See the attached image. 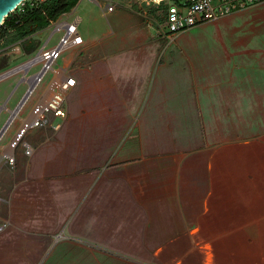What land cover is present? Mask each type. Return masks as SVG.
I'll return each mask as SVG.
<instances>
[{"label":"rangeland","instance_id":"rangeland-1","mask_svg":"<svg viewBox=\"0 0 264 264\" xmlns=\"http://www.w3.org/2000/svg\"><path fill=\"white\" fill-rule=\"evenodd\" d=\"M69 12L84 42L20 111L71 57L66 116L0 160V264H264V1L177 33L147 0ZM59 36L51 24L33 53L0 52V70Z\"/></svg>","mask_w":264,"mask_h":264},{"label":"built area","instance_id":"built-area-1","mask_svg":"<svg viewBox=\"0 0 264 264\" xmlns=\"http://www.w3.org/2000/svg\"><path fill=\"white\" fill-rule=\"evenodd\" d=\"M24 1H22L17 7H21ZM29 1L30 4H37L46 0ZM140 1L142 3L146 0ZM147 1L154 4H163L162 8L164 14L161 28L167 33H177L229 15L243 8L263 2L264 0ZM107 9L112 10L113 6H108ZM78 24L79 22L75 18L68 20L67 18L59 17L52 23L54 27H58L60 30L58 40L49 47H46L44 44L33 57L25 62L19 63L5 70H0V81L9 77L11 74H18L20 75V79L28 78L30 81H33L35 88L42 80L44 74L52 68V64L64 51L83 44L84 40L78 31ZM21 50V41L0 48V52L7 55L20 53ZM29 61L31 63H29ZM36 65L40 66V69L37 72L41 71V73L35 78L37 72L32 74H27V72L31 67ZM56 71H58V74L55 73ZM56 71H54L50 81L43 88L39 98L30 108L25 117L21 119L18 114L24 103L15 111L12 121L16 118H20L21 123L8 144H6L5 147L1 146L0 160L5 163L13 164L15 162L16 147L20 143H22V151L25 155L31 153L32 147L30 144L21 141L25 132L42 126H50L57 129L65 118L67 108L64 105V94L76 85V77L64 68H59ZM1 138L2 136L0 137V140Z\"/></svg>","mask_w":264,"mask_h":264},{"label":"trees","instance_id":"trees-1","mask_svg":"<svg viewBox=\"0 0 264 264\" xmlns=\"http://www.w3.org/2000/svg\"><path fill=\"white\" fill-rule=\"evenodd\" d=\"M79 0H46L37 4H30L25 0L21 7L10 12L0 26V48L21 41L25 54L33 53L37 42L28 40L32 35L50 26L62 14L69 12ZM163 7V4L160 5Z\"/></svg>","mask_w":264,"mask_h":264},{"label":"water","instance_id":"water-1","mask_svg":"<svg viewBox=\"0 0 264 264\" xmlns=\"http://www.w3.org/2000/svg\"><path fill=\"white\" fill-rule=\"evenodd\" d=\"M22 1H24V0H0V26L4 22V18L10 12L14 11V9ZM9 70H11V69H9ZM40 73H41V71L37 72L35 74V78L38 77V75H40ZM22 84L26 86V89H25L23 95L21 96L18 104L11 111L8 112V117L0 128V137L4 134L7 127L11 124L15 111L25 102V100L28 98V96L31 94V92L34 88V82L33 81H30L28 78L27 79H19L18 82L16 83V85L14 86V88L9 93L7 99L5 100L4 106L0 107L1 111L5 110V104L11 98L12 94L17 90L19 85H22Z\"/></svg>","mask_w":264,"mask_h":264},{"label":"crops","instance_id":"crops-1","mask_svg":"<svg viewBox=\"0 0 264 264\" xmlns=\"http://www.w3.org/2000/svg\"><path fill=\"white\" fill-rule=\"evenodd\" d=\"M68 13H70V12L64 13V14H62V15L64 16V15H66V14H68ZM62 15H61V16H62ZM75 19H76L78 22H81L82 17H81V16H75ZM35 34H37V33H35ZM35 34H34V35H35ZM75 54H76V51L73 50V51L71 52L70 56L73 57ZM70 58H71V57L65 58V60H63L62 67H61V68L67 69L69 72H70V65H71V63H70V62H71V59H70ZM19 79H20V78H19ZM76 84H77V79H76ZM38 85H39V84L36 85V87L34 88V90L32 91V93L35 91V89H37ZM75 86H76V85H75ZM25 89H26V86H25V85H21V86H19V87L17 88V90H16V91L12 94V96H11V98H12L13 96H15L14 99L12 100L11 104H8V101H7V103L5 104V110H2V111L0 110V115H1V118H0V119H1V120H0V128H1V126L3 125V123L5 122V120L7 119V117H8V112L11 111V110H12V109L18 104V102H19L21 96L23 95ZM71 89H72V88H71ZM71 89H70V90H71ZM42 90H43V89H42ZM42 90H39L38 95L36 96V98H34V103H35L36 100L39 98L40 94L42 93ZM32 93H31V94H32ZM31 94H30V95H31ZM30 95H29V96H30ZM29 96H28V98H29ZM28 98H27V99H28ZM27 99H26V100H27ZM26 100H25V102H26ZM25 102H24V104H25ZM34 103H32V104H34ZM24 104H23V105H24ZM2 106H4V103H3V104H0V107H2ZM32 106H33V105H32ZM32 106H31V107H32ZM22 107H23V106H22ZM22 107H21V109H22ZM31 107H29L27 111H29ZM21 109H20V111H21ZM27 111H26L25 113H23V115H22V114L20 115V112L18 113L21 119L27 115V113H28ZM20 118L17 119V120H13V121H16V122H15V127H14L13 130H11V133L8 135V139H7V141H6L3 145H1V146L5 147V145L8 144V142L13 138V135H14L16 129L19 127V125H20V123H21V119H20ZM13 121H12V122H13ZM8 127H9V126H8ZM8 127H7V129H8ZM7 129L5 130V132L7 131ZM5 132H4V133H5ZM0 151H1V150H0Z\"/></svg>","mask_w":264,"mask_h":264},{"label":"bare ground","instance_id":"bare-ground-1","mask_svg":"<svg viewBox=\"0 0 264 264\" xmlns=\"http://www.w3.org/2000/svg\"><path fill=\"white\" fill-rule=\"evenodd\" d=\"M29 63H31V62L29 61ZM29 63H28V64H29ZM57 74H58V73H57Z\"/></svg>","mask_w":264,"mask_h":264}]
</instances>
